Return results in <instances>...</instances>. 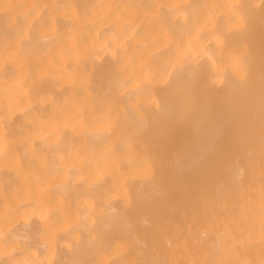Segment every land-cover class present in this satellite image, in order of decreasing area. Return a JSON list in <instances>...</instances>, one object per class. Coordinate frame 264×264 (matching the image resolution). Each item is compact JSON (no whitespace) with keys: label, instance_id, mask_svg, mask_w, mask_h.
<instances>
[{"label":"bare ground","instance_id":"6f19581e","mask_svg":"<svg viewBox=\"0 0 264 264\" xmlns=\"http://www.w3.org/2000/svg\"><path fill=\"white\" fill-rule=\"evenodd\" d=\"M0 264H264V0H0Z\"/></svg>","mask_w":264,"mask_h":264}]
</instances>
